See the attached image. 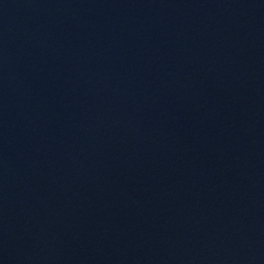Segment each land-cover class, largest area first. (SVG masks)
<instances>
[{
    "label": "water",
    "instance_id": "water-1",
    "mask_svg": "<svg viewBox=\"0 0 264 264\" xmlns=\"http://www.w3.org/2000/svg\"><path fill=\"white\" fill-rule=\"evenodd\" d=\"M0 264H264V0H0Z\"/></svg>",
    "mask_w": 264,
    "mask_h": 264
}]
</instances>
